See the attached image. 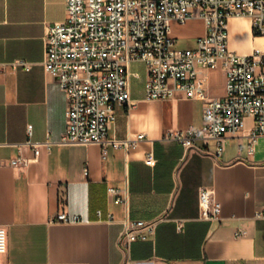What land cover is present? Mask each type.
Listing matches in <instances>:
<instances>
[{
    "label": "crops",
    "instance_id": "0c3cea01",
    "mask_svg": "<svg viewBox=\"0 0 264 264\" xmlns=\"http://www.w3.org/2000/svg\"><path fill=\"white\" fill-rule=\"evenodd\" d=\"M66 17L67 0H0V225L8 231L3 264H264V136L252 138V117L237 135L224 137L218 157L213 141L207 152L197 148L202 141L187 148L168 139L170 132L203 125L205 101L182 90L147 99L148 71L136 62L130 66L134 105L118 109L110 131L135 146L126 152L60 143L68 104L44 67L45 37ZM205 30L202 18L172 22V36L177 43L192 40L190 48ZM228 33L236 53L264 50V36L253 34L249 16L231 17ZM17 60L31 68L13 65ZM200 77L209 98L225 96L223 68L201 69ZM29 138L41 144L37 157L25 145ZM20 156L26 162L12 166ZM110 186L123 192L125 202L109 196ZM202 187L215 191L218 220L201 216ZM60 212L81 221L57 222ZM126 219L156 222L155 234L125 251L119 238Z\"/></svg>",
    "mask_w": 264,
    "mask_h": 264
},
{
    "label": "built area",
    "instance_id": "2783aa9c",
    "mask_svg": "<svg viewBox=\"0 0 264 264\" xmlns=\"http://www.w3.org/2000/svg\"><path fill=\"white\" fill-rule=\"evenodd\" d=\"M233 16H249L255 36H264V0H67V17L48 28L45 37L44 67L67 97V128L62 144H100L129 152L135 142L110 137L118 109L134 105L131 97L130 66L143 63L148 71L146 98H170L182 90L189 98L205 101L203 125L170 132L168 139L187 148L210 152L215 142V157L224 151L223 139L237 135L252 117V138L264 136V50L239 54L229 48L228 21ZM194 18L205 22V33L194 48H177L172 22L181 25ZM29 70L31 63H13ZM223 68L226 90L223 98H209L201 69ZM31 135V128L29 129ZM49 147L50 142H45ZM35 156L40 143L29 138ZM250 150H253L251 145ZM153 154L147 155L151 164ZM23 157L11 165L24 163ZM108 194L125 202L123 192L108 187ZM201 216L218 220L221 204L212 188L199 193ZM103 211L97 210L102 217ZM112 213L107 221H114ZM57 222H80L79 215L60 212ZM156 222L126 219L119 244L129 251L138 240L154 235ZM8 250V231L0 225V264ZM128 264H141L130 261Z\"/></svg>",
    "mask_w": 264,
    "mask_h": 264
},
{
    "label": "rangeland",
    "instance_id": "374dc122",
    "mask_svg": "<svg viewBox=\"0 0 264 264\" xmlns=\"http://www.w3.org/2000/svg\"><path fill=\"white\" fill-rule=\"evenodd\" d=\"M177 30H175L176 32ZM182 33V32H181ZM193 46V41L192 40H183L179 39L178 43L176 44L177 48H185V47H192Z\"/></svg>",
    "mask_w": 264,
    "mask_h": 264
}]
</instances>
